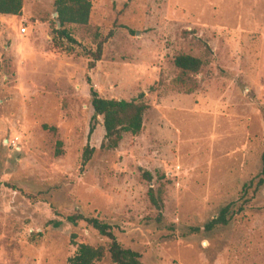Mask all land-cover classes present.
I'll list each match as a JSON object with an SVG mask.
<instances>
[{"label":"rangeland","instance_id":"374dc122","mask_svg":"<svg viewBox=\"0 0 264 264\" xmlns=\"http://www.w3.org/2000/svg\"><path fill=\"white\" fill-rule=\"evenodd\" d=\"M54 1L0 14V264H68L79 243L107 245L75 213L110 224L144 264H264V0H90L86 25H65L77 44L55 35ZM179 54L199 70L177 68ZM91 86L148 104L114 149L101 119L90 132ZM228 204L229 223L205 231Z\"/></svg>","mask_w":264,"mask_h":264},{"label":"trees","instance_id":"16d2710c","mask_svg":"<svg viewBox=\"0 0 264 264\" xmlns=\"http://www.w3.org/2000/svg\"><path fill=\"white\" fill-rule=\"evenodd\" d=\"M23 0H0V14L20 15L22 11ZM54 8L56 13V25L54 33L59 38L66 39L69 43L77 44L76 39L69 33L66 24L86 25L90 18L91 2L90 0H55ZM60 25V27H58ZM112 31L99 39L96 48L90 51L91 61L89 68H93L96 61L101 59L103 47L106 41L111 37ZM174 64L183 72H197L201 67L202 61L194 56L179 54L174 58ZM89 80V78H88ZM91 107L93 109L92 125L90 132L94 128V122L101 119L105 131L104 140L101 143V148L114 149L118 146L122 135L125 132L132 134L138 133L143 126V117L148 104L144 100V94L141 92L137 97L125 99H106L101 97L97 90L90 87ZM56 131L55 127L50 128ZM56 154L61 153V141L56 142ZM94 148L86 145L82 155V165H85L94 153ZM143 175L149 180H152L148 172ZM252 185V182L249 186ZM264 185V178H260L256 183V189ZM246 187V186H244ZM163 190L150 187L148 197L150 203L157 210L156 221L161 222L163 210ZM241 207V206H240ZM232 205L224 206L218 215L204 224L205 231H211L217 226H225L229 223L233 215ZM66 220L72 224L78 220L86 221L100 235L108 239L107 245H92L88 243L77 244V249L73 255L67 259L68 264H97L106 257L114 264H144L140 259V254L130 248H125L120 245L112 226L97 217H85L80 213H75L66 216ZM58 226L59 222H55ZM199 228H196L197 231ZM72 237H75L73 234Z\"/></svg>","mask_w":264,"mask_h":264},{"label":"built area","instance_id":"2783aa9c","mask_svg":"<svg viewBox=\"0 0 264 264\" xmlns=\"http://www.w3.org/2000/svg\"><path fill=\"white\" fill-rule=\"evenodd\" d=\"M22 32H25V28H22V30H21Z\"/></svg>","mask_w":264,"mask_h":264},{"label":"water","instance_id":"95a60500","mask_svg":"<svg viewBox=\"0 0 264 264\" xmlns=\"http://www.w3.org/2000/svg\"><path fill=\"white\" fill-rule=\"evenodd\" d=\"M58 27H60V25H58Z\"/></svg>","mask_w":264,"mask_h":264}]
</instances>
